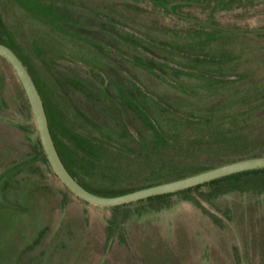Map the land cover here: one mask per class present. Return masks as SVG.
<instances>
[{"label":"rangeland","instance_id":"obj_1","mask_svg":"<svg viewBox=\"0 0 264 264\" xmlns=\"http://www.w3.org/2000/svg\"><path fill=\"white\" fill-rule=\"evenodd\" d=\"M106 3L0 0V40L18 51L47 107L55 106L62 118L72 116L69 107L91 111L65 84L67 73L82 67L66 57L96 55L102 50L99 43L90 45L84 39L102 41L103 34L96 30L100 23L90 12L106 8ZM228 14L233 16L228 23L237 28H263L264 0L222 15ZM214 48L234 49L237 54L229 66H217L223 71L181 63H164L170 66L164 67L156 62L148 71L139 65L138 81L149 89L152 100L139 92L137 97L164 130L179 127L181 148H201L200 152L211 144L213 131L209 129V134L206 127L217 128L223 123L219 120L230 115L236 130H231L219 153L235 158L238 150L264 147V35H244ZM120 49L146 58L129 48ZM191 54L199 62H219L225 57L199 50ZM118 62L131 70L126 61ZM12 69L0 55V264H264V171L245 172L237 182L225 178L217 184L193 185L109 207L90 204L56 177L40 145L23 86ZM112 76L128 86L117 72ZM192 91L210 97L199 100ZM212 110L220 116L209 114ZM127 123L130 134L152 137L133 113ZM122 136L109 144L130 155L127 148L135 142ZM102 160L85 179L101 190L99 195L129 192L168 176L166 169L151 167L153 161L146 167L126 156ZM213 160L202 154L176 167L189 171V166Z\"/></svg>","mask_w":264,"mask_h":264},{"label":"flooded vegetation","instance_id":"obj_2","mask_svg":"<svg viewBox=\"0 0 264 264\" xmlns=\"http://www.w3.org/2000/svg\"><path fill=\"white\" fill-rule=\"evenodd\" d=\"M258 1L107 0L106 8L100 11L94 9L90 12L95 21L100 23L96 30L103 34L102 41L96 42L95 39H84L87 44V41H89L90 45L99 43L102 50L96 55L66 57L75 60L82 67L78 72L67 73L64 78L65 84L69 87V92H76L83 103L89 104L91 108L89 112L87 110L76 111L73 107H69L67 111L72 115H69V118L66 116L62 118L61 113L58 112L55 106L47 107L38 82L31 75L24 60H21L37 86L44 104L43 107L48 120V128L54 140L53 143L68 171L73 175L72 170L77 169L75 161L78 156L94 163L97 161L98 165L104 162L102 159H117V157L126 156L128 159L144 162L147 167L149 161L154 162L155 160L161 163L171 162L182 166L186 158H197L202 154H206L214 160L202 163L199 166L211 165L208 168L249 156H239L240 153L235 152L237 156L231 158L225 156L226 154L219 153L220 149L214 150L213 143H219V148L224 147L231 130H236L232 127L231 116H226V113L224 114L225 118L219 120L223 122V125L221 124L217 128L214 125L211 128L200 125L202 128L206 127L209 134V129L213 131L209 137V139L211 138V144L208 145V149H203L200 152L199 149L201 148L193 149L191 146L181 148L178 139L179 127L175 126L170 129V132L167 129L164 130L161 127L162 125L149 116L145 106L139 101L138 92L150 100L152 98H150L149 91H146L149 89L138 81L137 67L141 65L150 71L154 69L155 62L164 65V67H170L164 63H181L190 64L199 69L207 68L214 71H223L218 69L217 66H229L228 63L237 54L233 51L234 49L227 48L217 51L214 46L230 44V42H234L238 40V37L244 35L262 36L264 35V31H262L264 27L240 29L235 24H231L232 22L228 23L233 17L232 14H222L234 10L237 12L244 7L255 6ZM212 43L215 45H208ZM121 47L129 48L133 53H142L146 58L145 60L140 59L132 54L129 56V53L121 51ZM198 50L209 54L224 55L225 57L219 62H203L204 60L199 62L198 58L191 54V52L194 53ZM181 51L190 53L184 54ZM110 54L113 57H110ZM118 60L129 63L131 70L123 66ZM205 65L214 66L207 67ZM116 72L128 82V86L115 81L112 75H116ZM158 72L162 73L161 70H158ZM205 78L210 82L216 81L211 77ZM175 84L181 87L179 83L176 82ZM181 89L186 90L185 88ZM189 93L199 100L210 97L198 91ZM155 102L161 103L157 99H155ZM99 108H101V112L98 110ZM130 113L136 115L145 124V128L151 132L152 137L150 139H145L138 132L137 135L128 132L127 120H130ZM209 114L217 115L215 110L210 111ZM217 116H220V114ZM208 120L210 121V119ZM224 125L227 126L223 127ZM116 129H120V132H116ZM217 134L223 136L219 141L215 137ZM120 136L127 137V140L132 144L135 142L134 146L132 145L133 147H126L127 151L131 153L130 155L124 152L123 149H113L110 146L109 143L115 142V139L118 140ZM82 148L87 149L89 153L83 151ZM188 163L190 162L185 164ZM163 169L165 168L161 170ZM190 174L193 173L187 175ZM73 178L77 181V178Z\"/></svg>","mask_w":264,"mask_h":264},{"label":"water","instance_id":"obj_3","mask_svg":"<svg viewBox=\"0 0 264 264\" xmlns=\"http://www.w3.org/2000/svg\"><path fill=\"white\" fill-rule=\"evenodd\" d=\"M264 31V30H262ZM0 55L13 68L22 84L23 91L29 102V107L35 120V127L39 135V142L46 156L48 163L56 177L70 190L73 195L81 200L90 202L99 206H114L121 203H128L140 198H146L154 195H162L176 190H183L193 185H199L209 180H215L229 174H235L245 170H255L264 168V154L256 156H246L234 161H229L218 166H213L198 173H193L182 178L171 179L165 182H159L146 187L136 188L129 192H124L114 196L99 195L82 186L77 182L73 175L68 171L61 161L57 149L53 143V138L48 128V120L43 107V102L37 90V86L30 74L27 72L24 63L16 55L15 51L7 44L0 42ZM246 153H240L239 156H245Z\"/></svg>","mask_w":264,"mask_h":264},{"label":"trees","instance_id":"obj_4","mask_svg":"<svg viewBox=\"0 0 264 264\" xmlns=\"http://www.w3.org/2000/svg\"><path fill=\"white\" fill-rule=\"evenodd\" d=\"M0 42L2 43H5L7 44L6 42H3L0 40ZM9 46L10 48L13 49V47L11 45H7ZM14 50V49H13ZM18 51H15V53L17 54V56L19 58H21V60H23L22 57H20L17 53ZM216 139L217 141H219L220 139L223 138V136L220 134H217L216 136ZM241 142H242V139H240ZM216 141V142H217ZM213 147H214V150L216 149H220V144L219 143H213ZM83 151H85L86 153H89V151L87 149H84L82 148ZM238 153H246V155H262L264 154V147H247V148H244L243 150H238L237 151ZM157 161V160H156ZM97 162V161H96ZM95 162V163H96ZM93 161L91 162V160H88V159H85V158H82L80 156L76 157V161H75V164H76V168L75 171L74 169L72 170V173H73V177L77 178V181L82 185L84 186L85 188L91 190V192L93 193H96V194H99V188H95V187H92L91 184H89L85 179H87V177H91L92 176V173L94 172V170L96 169V167H98V162L97 164H95ZM151 167H154V168H165L167 171H168V176L165 177V178H161V177H157L159 179H155L154 181L152 182H149L145 185H142L143 187H146V186H149V185H153L155 183H158V182H163V181H167V180H170V179H174V178H181L189 173H194V172H198V171H201V170H204L208 167H210L211 165H204V166H199V167H194V168H191L189 167V170L190 172L188 171H182V170H179V168H177L174 163H161V162H151L150 164ZM264 171V168H260V169H255V170H245L244 172H240V173H235V174H229V175H226L224 177H221V178H218V179H215V180H209V181H206L204 183H208V184H217V183H220L222 182L225 178L231 180V182H237L239 180V178L243 175V173L245 172H251V173H261ZM226 179V180H227ZM204 183H201V184H204ZM142 186H139V187H142ZM194 186H198V185H194ZM192 186V187H194ZM192 187H189L187 189H190ZM138 188V187H137ZM134 189V188H133ZM133 189H130V190H133ZM105 191H108V190H105ZM129 191V190H128ZM121 193V192H120ZM110 195H115V194H119V193H115V192H112L110 191L109 192Z\"/></svg>","mask_w":264,"mask_h":264}]
</instances>
